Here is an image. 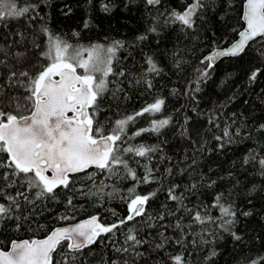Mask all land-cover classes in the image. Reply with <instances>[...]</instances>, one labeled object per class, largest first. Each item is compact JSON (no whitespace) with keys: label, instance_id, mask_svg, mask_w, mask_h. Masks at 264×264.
Here are the masks:
<instances>
[{"label":"trees","instance_id":"1","mask_svg":"<svg viewBox=\"0 0 264 264\" xmlns=\"http://www.w3.org/2000/svg\"><path fill=\"white\" fill-rule=\"evenodd\" d=\"M193 2L160 0L151 6L146 0H16L18 8L27 6L29 12L0 21V87L5 94L24 95L23 88L9 86L10 72H34L47 62L41 57L47 50L48 36L42 31L47 27L51 34L74 45L124 43L113 62L114 73L124 75L108 77L109 92L97 117L106 130L156 98H163L165 106L158 114L137 117L126 128L123 146L156 148L149 154L151 159L125 156L138 177L146 174L145 165L153 170L151 183L121 179L123 169L111 178L90 169L71 176L70 188L57 189L55 200H38L36 190L25 185L19 190L27 192L34 203L21 199L23 215L28 218L20 220L19 227L15 219L0 221V250H6L14 240L43 238L57 226L97 216L103 225L119 226L78 254L81 264H112L113 260L117 264L124 260L129 264H173L172 257L177 255L183 257L184 264H249L264 255V175L255 162L243 163L250 152L264 155V134L257 131L264 125V40L251 42L240 57L219 61L200 82L199 91H194L197 69L205 67L200 63L203 57L217 45L228 46L243 28L244 0H204V6L193 16L192 28L170 19L172 13H182ZM102 3L109 4L111 11H102ZM74 32L78 35L73 36ZM139 36L146 39L138 40ZM147 57L155 61L160 72L145 78ZM255 69H260V74L250 82L248 77ZM146 79L151 80V88ZM2 106L11 111L15 104L6 100ZM165 118H170V123L159 133L144 132L127 140L136 130L150 128L153 120ZM225 128L232 135L231 143L216 139L223 136ZM237 129L240 136L235 135ZM4 158L6 154H0V159ZM6 171L0 168V177ZM92 173L95 175L89 179ZM211 181L216 183L208 187ZM193 183L197 190L186 191ZM175 185L176 194L183 193L188 208L195 210L202 205L214 217L219 216L218 209L212 207L218 193L225 194L226 204L233 202L239 211H251V216L239 215L236 222L234 231L242 239L234 240L214 224H196L188 212L177 211V202L168 199V190ZM101 187L102 193L98 191ZM130 188L137 194L156 195L145 205L142 216L120 224L129 215ZM16 191L17 187H8L0 179V192L15 195ZM69 197L73 198L72 205L67 204ZM0 203L8 204L3 195ZM64 216L69 219L62 220ZM178 220L180 228L176 227ZM129 229L143 243L132 252L119 253L117 248L129 247L125 242ZM212 231L217 232L215 237ZM201 237L213 242L204 244ZM161 243L163 247L158 248ZM213 250L216 255L208 259Z\"/></svg>","mask_w":264,"mask_h":264},{"label":"snow or ice","instance_id":"2","mask_svg":"<svg viewBox=\"0 0 264 264\" xmlns=\"http://www.w3.org/2000/svg\"><path fill=\"white\" fill-rule=\"evenodd\" d=\"M146 3L155 6L160 0H146ZM203 6L204 0H194L182 13H172L170 19L186 28H192L193 16L196 15L197 9ZM101 10L109 12L111 6L102 3ZM28 12L29 7L18 8L16 0H0V21L9 17L20 18ZM242 19L246 26L243 30H238V39L227 48L217 45L200 61L205 67L197 69L199 75L194 81L196 84L194 91H199L200 82L209 76L218 59L240 57L245 54L250 42L256 41L257 38L264 40V0H244ZM84 27H88L87 22ZM42 31L48 36L47 50L41 52L42 59L47 62L41 64L34 72L12 71L7 76L9 86L23 88L24 95L12 97L11 94H5L3 87H0V154H6V158L0 159V168L8 170L0 179L7 182L8 187H17L15 195L0 192L8 201L7 205L0 203V221L15 219L17 227L20 226V220L28 218L23 215L21 199L28 204L34 203L27 192L19 190L25 185L28 190H36V199L48 197L55 200L57 189L70 188L73 174L87 173L91 168L106 173L107 178L118 176V170L123 169L125 175L121 176V179L127 177L137 183H151L155 179L153 170L145 165L146 174L140 178L136 170L129 167V161L125 156L131 154L134 157L151 159L149 154L155 152L156 148L143 144L123 146L126 144V128L134 123L137 117L158 114L165 106L163 98H156L140 111L126 118L117 119L115 126L106 130L105 125L97 117L101 112V101L105 93L109 92L108 77L124 75L123 72L113 71L117 50L124 48V43L114 41L108 46L74 45L51 34L47 27ZM151 31L154 32L156 29L152 28ZM77 35L78 33H73V36ZM137 39L144 40L146 36H139ZM4 54L8 55L7 52ZM146 64L148 67L145 78L147 74H159L160 69L151 57L146 58ZM259 74L260 69L253 70L248 77L249 81L255 82ZM146 83L149 88L152 87L151 80L146 79ZM6 100L15 104L11 111L2 106ZM169 123L170 118L153 120L150 128L136 130L131 136H127V140L139 137L144 132L159 133ZM257 131L264 134V125H260ZM235 135H241L239 129ZM216 139L231 143L232 135L225 128L223 136H217ZM223 146L224 143H221L220 147ZM251 162H255L261 175H264V155L250 152L244 157L243 163ZM168 171L171 173V169ZM94 175L89 174V179ZM100 183L103 185V181ZM215 183L216 181H211L208 187ZM177 187L178 185H175L168 190V199L177 202V211L188 212L196 224L202 226L214 224L218 230L231 234L234 240L242 239L234 231L236 222L239 215L251 216V211H239L233 202L226 204L225 194L218 193L212 207L218 209L219 216L214 217L208 214L202 205L195 210L188 208L184 204L183 193L176 194ZM195 190H197L195 183L186 189L189 192ZM98 191L102 193V187ZM128 191L131 197L127 205L129 215L126 220H121L120 224L142 216L145 205L156 195L155 192L137 194L134 188ZM67 204H73L72 197L68 198ZM61 219L67 220L69 217L64 216ZM160 219H164L163 215ZM118 226L103 225L97 216H92L69 227H57L44 239L12 241L9 251L0 250V264H81L78 254L95 244L102 235L112 233ZM176 227H181L179 220ZM202 231L209 230L202 228ZM210 234L215 237L217 232L212 231ZM201 240L204 244L213 242L203 237ZM64 242H67L66 245ZM125 242L129 243V247L117 248V252H132L137 245L143 243L136 235L131 234V229ZM157 247H163V243ZM54 254L60 259L58 260ZM215 255L213 250L208 259ZM172 261L173 264H184L180 255L172 257ZM112 264L117 262L113 260ZM123 264H129L128 260H124ZM249 264H264V255L251 260Z\"/></svg>","mask_w":264,"mask_h":264},{"label":"water","instance_id":"3","mask_svg":"<svg viewBox=\"0 0 264 264\" xmlns=\"http://www.w3.org/2000/svg\"><path fill=\"white\" fill-rule=\"evenodd\" d=\"M244 4V3H243ZM242 14H243V5H242V12H241V20H242V23H243V27H245L246 25H245V22L243 21V19H242ZM241 30H243V28L241 29ZM238 39V34H237V37H236V39L233 41V42H235L236 40ZM258 39V38H257ZM233 42H231V43H233ZM230 43V44H231ZM251 43V42H250ZM230 44L228 45V46H230ZM228 46H226V47H224V48H227ZM213 51V50H212ZM211 51V52H212ZM211 52H209V53H211ZM209 53H207L206 55H208ZM205 55V56H206ZM204 56V57H205ZM203 57V58H204ZM227 58H233V57H222V58H220V59H218L217 61H216V63L215 64H217L219 61H221V60H223V59H227ZM30 114V113H29ZM69 115H71V114H69ZM91 169H95V168H91ZM90 170V169H89ZM78 174H80V173H78ZM49 175H50V173H49ZM73 175H77V174H73ZM72 175V176H73ZM89 218H91V217H88V218H85V219H82V220H79V221H76V222H74V223H69V224H65V225H60V226H57V227H69V226H72V225H74L75 223H79V222H82V221H84V220H87V219H89ZM57 227H55V228H57ZM55 228H53L52 230H54ZM51 230V231H52ZM50 231V232H51ZM50 232L48 233V234H50ZM47 234V235H48ZM46 235V236H47ZM46 236L45 237H43V238H35V239H44V238H46ZM23 240H26V239H23ZM23 240H14V241H16V242H20V241H23ZM10 246H11V243L9 244V246H8V248L6 249V250H4V251H9L10 250Z\"/></svg>","mask_w":264,"mask_h":264}]
</instances>
